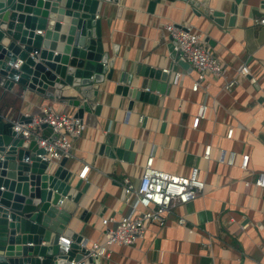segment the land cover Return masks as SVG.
<instances>
[{
  "label": "crops",
  "instance_id": "obj_1",
  "mask_svg": "<svg viewBox=\"0 0 264 264\" xmlns=\"http://www.w3.org/2000/svg\"><path fill=\"white\" fill-rule=\"evenodd\" d=\"M198 1L199 7L187 0L102 4L101 36L115 59L114 75L99 85L94 97L99 111L84 113V129L73 139L65 164L83 180L80 191L87 185L70 228L88 248L104 243L102 219L119 220L129 213L125 186L138 184L151 156L155 168L171 174L186 176L197 167L205 188L196 200L172 208L164 225L147 222L145 236L135 245L112 246L99 264H264V189L244 184L264 173V0ZM167 24L201 33L225 67V77H208L194 91L197 74L192 72L172 85L173 74L189 66L173 56ZM244 64L256 83L239 75L235 88L226 90V81ZM141 67L170 70L165 80L152 78L148 101L129 97L121 82L124 74L133 75L130 88H140L146 76L137 74ZM64 96L48 100L18 85L0 89V116L18 122L45 106L74 116L69 93ZM201 108L204 116L194 128ZM126 146L133 162L110 155ZM231 151L237 152L234 165L220 163L219 157ZM243 154L249 155L247 169L241 168ZM85 166L89 169L80 177Z\"/></svg>",
  "mask_w": 264,
  "mask_h": 264
},
{
  "label": "water",
  "instance_id": "obj_2",
  "mask_svg": "<svg viewBox=\"0 0 264 264\" xmlns=\"http://www.w3.org/2000/svg\"><path fill=\"white\" fill-rule=\"evenodd\" d=\"M104 1L111 0H0V89L18 85L48 100H63L69 93L75 117L98 113L94 97L100 84L113 79L115 65L101 36ZM137 74L146 75L140 88H130L133 75L124 74L121 82L129 97L144 101L152 78L168 77L143 67ZM14 128L13 121L0 116V264H99L70 228L87 185L80 191L83 180L65 168L67 158L43 160L46 152L37 138L27 139ZM51 133L45 126L44 137ZM129 148L106 151L133 162ZM61 237L72 241L67 253L60 250Z\"/></svg>",
  "mask_w": 264,
  "mask_h": 264
},
{
  "label": "built area",
  "instance_id": "obj_3",
  "mask_svg": "<svg viewBox=\"0 0 264 264\" xmlns=\"http://www.w3.org/2000/svg\"><path fill=\"white\" fill-rule=\"evenodd\" d=\"M264 23V19L260 20ZM165 30L171 38L172 52L175 53L176 61L186 62L189 69L175 72L172 76V85H176L184 77L192 72L196 73V80L193 90L197 91L201 83L208 77L224 78L226 69L221 65V61L207 46L205 38L201 33L191 27H178L174 24L165 25ZM22 62L19 61L15 67L19 68ZM163 72L170 73L169 69ZM248 76L252 83H256V78L252 75L249 64H244L238 75L226 81L225 89L231 91L238 84V76ZM204 116V108H201L198 116L193 120V127L197 128L200 119ZM15 123V130L27 139L36 137L38 145L45 150L44 155H40L43 160L59 161L70 157L73 146V139L78 137L84 124L75 115H68L52 110L50 107L41 108L40 113L30 117L22 124ZM45 126L52 128L49 137H44ZM233 137V129L227 133V138ZM211 153V146H207L203 157L208 159ZM237 152L231 151L219 157L220 163L233 166ZM249 167V155L243 154L241 157V168ZM89 167L85 166L80 177H84ZM246 186L254 185L264 189V173L258 174L252 181H245ZM205 181L200 178L199 169L191 168L186 176L171 174L161 171L154 166V157H149L143 174L138 184L127 182L125 186V202L130 211L119 220L114 218L102 219L104 226V243L94 242L88 248L91 256L102 259L109 255L112 246H132L143 238L147 232V222L164 225L167 215L171 209L177 205L187 204L196 200L204 191ZM179 224H184L183 219H179ZM115 223V225H111ZM72 241L60 238V250L62 253L69 252Z\"/></svg>",
  "mask_w": 264,
  "mask_h": 264
}]
</instances>
